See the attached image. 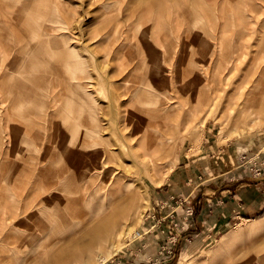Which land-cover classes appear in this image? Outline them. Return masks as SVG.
<instances>
[{
  "label": "rangeland",
  "instance_id": "374dc122",
  "mask_svg": "<svg viewBox=\"0 0 264 264\" xmlns=\"http://www.w3.org/2000/svg\"><path fill=\"white\" fill-rule=\"evenodd\" d=\"M64 15L69 18L72 28L64 27L66 23L61 20ZM263 22L264 0H0V264H264V229H258L260 224L250 220L258 216L240 218L207 239L204 234H196L199 230L185 235L182 232L189 230L190 224L180 229L178 226L186 223L179 219L173 230L166 224L172 218L170 211L179 212L178 208L184 202L176 191L165 192L176 184L174 179L188 161L196 166L195 176H198L197 167H202L204 159L201 156L209 145L220 150L218 154L222 161L225 156H232L230 151L239 150L237 164L231 163L230 169L236 167L243 174L260 178L257 179L259 182L264 178ZM188 39L195 40L189 42ZM70 49L80 54L72 56ZM62 53L66 54L65 59ZM81 60H88L91 68H87L89 81L80 79L78 82L86 86L91 84L85 86V90L94 94L89 102L93 104L92 110L97 107L96 122L104 131L99 135V129L95 139L86 131L87 127L95 128L93 120L85 119L82 123L80 140L63 123L65 118L75 123L71 118L78 112L75 102L73 109L69 108L71 114L67 112L69 101L65 109L58 101L51 100L55 88L53 82L56 78H71L73 68ZM137 63L139 67H135ZM74 75L82 78L83 73ZM140 80H144L143 86L139 84ZM115 95H118L116 99H112ZM71 96V92L68 93L67 100ZM147 107L157 108L159 114V119H151V125L147 118H140L146 114H138L139 118L137 114H131L137 108ZM123 111L129 118V121L124 120L125 126L120 121L122 118L113 122V116ZM128 125L132 128H127ZM58 129L62 133L57 136ZM150 131H155L157 142L160 137H170L168 156L156 150L159 147L156 141L152 148L150 139L143 141ZM105 138L111 142L106 144ZM91 141L98 143L89 148L87 145ZM45 147L50 148L49 152ZM102 148H112L115 156L111 153V162L106 153L103 155ZM94 149L101 155L93 162L94 166L96 164L94 171L86 172L88 155ZM42 150L45 153L43 151L41 155ZM146 152L156 163L152 170L143 168L141 163L140 158ZM58 156L63 159L60 161ZM71 156L78 159L76 176L82 171L92 173L98 181L111 179V193L120 195L121 199H131V193L127 196L126 191L117 192L116 179L109 176L108 169L115 168V178L122 179L126 174V178L135 180L133 211L126 219L130 232L121 238L99 242L90 254L78 258L70 254L78 253L90 242L86 231L90 222L80 220L76 223L75 218L67 217L68 207L58 204L57 195L61 194L65 199L71 197L70 186L64 183L63 187L68 190L62 191L61 179H57L52 171L48 172L58 165L64 164L68 168ZM132 156L139 158V162H132ZM118 157H122L119 162L123 160V166L118 165ZM105 158L109 163L105 162L106 166ZM256 171L261 174H255ZM103 174L106 177H102ZM79 179L83 190L79 207L87 212L84 203L88 201V183L85 178ZM25 203H30L29 208H24ZM57 205L61 210L56 209ZM149 212L156 215L155 220L160 216L168 217L153 235L137 239L133 232L145 225L144 218ZM263 213L264 210L259 216ZM55 214L56 217L59 214V221H55ZM238 223L259 226L246 236L241 234L234 238L233 235L231 240L222 243L223 236ZM115 247L118 252L113 254ZM104 256L107 258L103 262L100 259Z\"/></svg>",
  "mask_w": 264,
  "mask_h": 264
},
{
  "label": "bare ground",
  "instance_id": "6f19581e",
  "mask_svg": "<svg viewBox=\"0 0 264 264\" xmlns=\"http://www.w3.org/2000/svg\"><path fill=\"white\" fill-rule=\"evenodd\" d=\"M63 19H61L62 20V22L63 23H66V26L64 25V27H69L70 26V21L68 20L69 18L67 17V16H63L62 17ZM53 22V21H52ZM181 22H183V21H181ZM54 23H56V21H54ZM53 23V24H54ZM62 23V24H63ZM177 23H178V21H177ZM177 23H176V25H177ZM264 23V22H263ZM57 24V23H56ZM59 24V23H58ZM134 24H136V23H134ZM182 24V23H181ZM180 24V25H181ZM184 24H186V23H184ZM184 24H182V25H184ZM61 25V24H60ZM68 25V26H67ZM132 25H133V23H132ZM174 25V24H173ZM179 25V26H180ZM131 26V25H130ZM71 27V26H70ZM171 27H174V26H171ZM177 27V26H176ZM72 28V27H71ZM71 28H70V30H71ZM187 28V27H186ZM65 29V28H64ZM67 29V28H66ZM178 29V28H177ZM176 29V30H177ZM62 30H63V27H62ZM175 30V29H174ZM187 30V29H186ZM173 31V30H172ZM178 32H180L181 30H177ZM189 32V31H188ZM46 33H48V32H46ZM174 33V32H173ZM172 33V34H173ZM48 35V34H47ZM178 36H180L179 34H177ZM184 36H186V35H184ZM167 37V36H166ZM165 37V38H166ZM174 37V36H173ZM180 38V37H179ZM179 38H178V41H179ZM54 39V38H53ZM52 39V40H53ZM61 39V38H60ZM114 39V36H113V38H112V40ZM167 39H168V37H167ZM171 39V38H170ZM50 40V37H49V39H48V41ZM164 40H166V39H164ZM195 40V39H194ZM193 40V41H194ZM47 41V42H48ZM167 41H169V40H167ZM188 41L190 42L191 40L190 39H188ZM193 41H191V42H193ZM169 43V42H168ZM49 44V43H48ZM167 45H169V44H167ZM173 45V44H172ZM204 45H205V48H207L208 47V44L205 42L204 43ZM150 47H152V46H150ZM173 47V46H172ZM148 48V47H147ZM56 49V48H55ZM118 49V48H117ZM149 49V48H148ZM129 50V49H128ZM69 51V50H68ZM118 51V50H117ZM152 51V50H151ZM154 51H156V50H154ZM127 52V51H126ZM157 52V51H156ZM155 52V53H156ZM64 53V52H63ZM62 53V57L65 59V56H66V54L64 55ZM69 53L72 55V56H74V55H78V53L80 54V52L79 51H77V50H74V49H70V51H69ZM132 53V52H131ZM152 53V52H151ZM130 54V53H129ZM135 53H133V55H134ZM158 54V53H157ZM156 54H154V56H155ZM5 57V56H4ZM117 57V56H116ZM6 58V57H5ZM7 59V58H6ZM6 59H4V60H6ZM135 59V58H134ZM133 59V60H134ZM138 59V58H137ZM7 61H9L8 59H7ZM6 61V62H7ZM88 60H81V61H79V65H77V66H75L74 68H73V75H72V77L71 78H69L68 76V78H56L55 80L56 81H54L53 82V88H54V86H55V88L57 87V86H60V88L59 89H53V94H52V92H51V95L53 96V98H51V100L52 99H54V102L56 103L57 101H58V103H60L62 106H65V109L67 108V104H68V101L70 102V104H69V106H68V109L69 108H72V107H74V105H72V103H74L75 102V104H77V106H78V112H76V114L77 115H75V114H72L73 112L69 109V110H67V112L68 113H71L72 114V119H74V121H75V123L74 122H69V119H67V118H65L64 120H63V123H66V125H67V127H69L70 129H72L74 132H73V135L74 136H76V135H78V137L80 136L79 135V133H80V129H82L81 128V126H83V122H84V120L85 119H89V120H93L95 123V128H93V127H87L86 128V131H87V134H88V136L89 137H91V138H94L95 136H97L98 134H99V129H100V134L99 135H101V132H102V126L100 125H98L97 124V122L96 121H98V115H97V110H96V108H95V110H92L91 108L93 107V104L91 103V102H89V101H91L90 99L92 98L91 96H93L94 94H90V92L88 93L85 89H86V87L88 86V85H91V84H88L87 86L85 85V84H82V83H80V82H78V80H80V79H84V80H88L89 81V78H87V77H89L87 74H88V72H89V70L87 69V68H89L88 67V62H87ZM5 62V63H6ZM10 62H11V60H10ZM10 62H9V64H10ZM24 63V62H23ZM139 63V62H138ZM138 63H137V65H135V67L136 66H138ZM94 64V63H93ZM96 64V63H95ZM134 64H136V63H134ZM18 65V64H17ZM16 65V66H17ZM4 66V65H3ZM6 66V65H5ZM12 66H13V63H12ZM97 66V65H96ZM134 66V65H133ZM189 66V65H188ZM187 66V67H188ZM18 67V66H17ZM139 67V66H138ZM10 68V67H9ZM14 68V67H13ZM13 68H12V70H13ZM21 68V67H20ZM19 68V69H20ZM91 68V67H90ZM89 68V69H90ZM138 69V68H137ZM185 69V68H184ZM187 69V68H186ZM192 69H194V68H191V70ZM92 70V69H91ZM132 70V69H131ZM189 70V69H188ZM146 71V70H145ZM77 72H81V73H83V76H82V78H78V77H76L74 74L75 73H77ZM132 72H134V69L132 70ZM137 71H135V73H136ZM184 72V71H183ZM191 72V71H190ZM192 74H193V71L191 72ZM196 72H194V74H195ZM19 74V73H18ZM90 75V74H89ZM148 75V74H147ZM189 75H191V74H188V76ZM196 75V74H195ZM149 76H151V75H149ZM12 79V78H11ZM10 79V80H11ZM91 79V78H90ZM126 78H124V80H125ZM26 80V79H25ZM108 80L110 81V79L108 78ZM128 81H129V78H128ZM135 81V80H134ZM142 81H144V80H140V83L139 84H141L142 83ZM106 82V81H105ZM125 82V81H124ZM4 83V82H3ZM8 83V82H7ZM11 83V81H9V84ZM91 83H92V81H91ZM103 83V82H102ZM134 83H136V82H134ZM138 83V82H137ZM48 84V83H47ZM93 84V83H92ZM110 84H112V83H110ZM143 84H144V82H143ZM136 85H138V84H136ZM135 85V86H136ZM142 85V84H141ZM8 86V85H7ZM50 87L52 86V84L51 85H49ZM48 86V87H49ZM86 86V87H85ZM108 86H110V85H108ZM108 86H107V88H108ZM143 86V85H142ZM1 87V86H0ZM3 87H5V84H4V86ZM104 87V86H103ZM111 87H113L112 85H111ZM116 87V86H115ZM120 87V86H119ZM105 88H106V86H105ZM130 88V87H129ZM144 88H146V87H144ZM149 88V87H148ZM5 89V88H4ZM9 89V88H8ZM44 89H46V88H44ZM90 89V88H89ZM114 89V88H113ZM0 90H1V88H0ZM6 90V89H5ZM92 90V89H91ZM105 90V89H104ZM116 90H117V88H116ZM47 91V90H46ZM8 92V91H7ZM70 92H71V94H72V96H71V98L70 99H68L67 100V98H66V96H67V94L69 93L70 94ZM92 92V91H91ZM113 92V91H112ZM111 92V93H112ZM115 92V91H114ZM155 92V91H154ZM153 92V94H155ZM104 93H106V92H104ZM103 94V93H102ZM113 94H115V93H113ZM129 94V93H128ZM107 95H109V94H107ZM127 95V94H126ZM125 95V96H126ZM144 95V94H143ZM199 95V94H198ZM51 96V97H52ZM118 95H115V96H113L112 97V99H116V97H117ZM130 96V95H129ZM142 96V95H141ZM200 96V95H199ZM94 97V96H93ZM105 97H106V95H105ZM5 98H7V97H5ZM109 98V97H108ZM120 98V96L117 98V100ZM153 98H155V97H153ZM94 99V98H93ZM125 99H127V98H125ZM201 99V98H200ZM29 100V99H28ZM50 100V101H51ZM111 100V99H110ZM109 100V101H110ZM116 100V101H117ZM147 100V99H146ZM152 100H154V99H152ZM199 100V99H198ZM7 101V100H6ZM119 102H120V100H118ZM22 102V101H21ZM53 102V103H54ZM111 102H112V100H111ZM130 102V101H129ZM128 102V103H129ZM136 103L138 102L137 101V98H136V101H135ZM26 103V102H25ZM54 103V104H55ZM66 103V104H65ZM115 103V102H114ZM118 103V102H117ZM135 103V104H136ZM148 103H151V102H149L148 101ZM7 104V103H6ZM54 104H52V105H54ZM112 104H113V102H112ZM129 104H132V102L131 103H129ZM20 104H18V106H19ZM22 105V104H21ZM24 105V104H23ZM51 105V106H52ZM109 105V104H108ZM107 105V106H108ZM124 105V104H123ZM125 105H126V103H125ZM151 105V104H150ZM16 106V105H15ZM14 106V107H15ZM110 106H111V104H110ZM119 105H117V107H118ZM122 106V105H121ZM130 106V105H129ZM132 106H133V104H132ZM131 106V107H132ZM14 107H12V108H14ZM130 107V108H131ZM136 107H138L137 105L135 106V108ZM16 108V107H15ZM49 108H50V106H49ZM48 108V109H49ZM55 108V107H54ZM113 108H115V105H114V107ZM31 109V108H30ZM51 109V108H50ZM53 109V108H52ZM73 109V108H72ZM110 109V107H108V110ZM160 109V108H159ZM15 110V109H14ZM21 110V109H20ZM54 110V109H53ZM116 110V109H115ZM120 110V109H119ZM126 110V109H125ZM30 111V110H29ZM118 111V109L116 110V112ZM12 112H13V110H12ZM17 112V111H16ZM100 112H103V111H100ZM100 112H98L100 115H101V113ZM109 113H110V111H108ZM121 112V111H120ZM107 113V112H106ZM113 113H114V111H113ZM28 114V113H27ZM47 114H48V112H47ZM117 113H115L114 115H116ZM131 114H134V115H136L137 117H138V114L139 115H147L146 117H144V116H141L140 118L142 119V118H147L148 120V124L149 125H151L152 123H151V119L153 118V119H159V118H157V116L159 115L158 114V112H157V108H155V107H152V108H150V107H147V108H144V109H136V110H133L132 112H131ZM85 115H87V116H85ZM99 115V116H100ZM105 116L106 114H103L102 113V116ZM107 115H108V113H107ZM106 115V116H107ZM11 116V115H10ZM49 116V115H48ZM112 116V115H111ZM87 117V118H86ZM114 117V119H113V122H115V121H117V122H119V120L123 123V125L125 124V122L126 121H129V118H128V116H127V113L126 112H122V114H119V115H116V116H113ZM52 118V117H51ZM101 119H103L102 117H100ZM107 118V117H106ZM128 118V119H127ZM139 118V117H138ZM14 120V119H13ZM110 120V119H109ZM111 120H112V118H111ZM124 120H125V122H124ZM15 121V120H14ZM56 122H57V120H55ZM106 121V120H105ZM108 121V120H107ZM9 122H10V119H9ZM16 123H17V121H15ZM47 122H49V121H47ZM51 122V121H50ZM13 123V122H12ZM54 123V122H53ZM58 123V122H57ZM105 123V122H104ZM107 123H109V122H107ZM132 123V122H131ZM46 124V123H45ZM101 124H103V123H101ZM111 124V123H110ZM119 124V123H118ZM50 125V124H49ZM56 125H58V124H56ZM108 125V124H107ZM113 125H115V124H113ZM122 125V126H123ZM131 125V124H130ZM130 125H128V127L127 128H129V126ZM116 126H117V123H116ZM125 126V125H124ZM165 126V125H164ZM52 127V126H51ZM51 127L49 126V128L51 129ZM57 127H59V126H57ZM85 127V126H84ZM101 127V128H100ZM109 127V126H108ZM107 127V128H108ZM115 127V126H114ZM166 127V126H165ZM46 128V127H45ZM48 128V127H47ZM132 128V127H131ZM131 128H129V129H131ZM168 129H169V127H167ZM44 129V128H43ZM102 129V130H101ZM109 129V128H108ZM124 129V128H123ZM104 130H106V129H104ZM109 130H111V129H109ZM117 130V129H116ZM50 131V130H49ZM56 131H57V128H56ZM126 131V130H125ZM143 131V130H142ZM44 132H47V131H45L44 130ZM58 132H59V129H58ZM104 132V131H103ZM102 132V133H103ZM117 132V131H116ZM127 132V131H126ZM139 132V131H138ZM155 132V131H154ZM153 131H150L148 134H147V136H146V138H145V140H143V141H145L146 142V140H148V139H150V141H149V145L151 146L157 139H156V135H155V133H154ZM174 132V131H173ZM172 132V133H173ZM49 133V132H48ZM50 133H51V131H50ZM61 133H62V130H61ZM60 132L59 133H57V136H58V134H61ZM122 133V132H121ZM129 133H131V131L129 132ZM143 133V132H142ZM156 133H160V132H156ZM168 133V132H167ZM45 134V133H44ZM104 134V133H103ZM122 134H124V133H122ZM126 134V133H125ZM136 134H138V133H136ZM141 134V133H140ZM140 134L138 135V136H140ZM171 134V133H170ZM130 135V134H129ZM135 135V134H134ZM161 136L163 135V133H161L160 134ZM55 136H56V132H55ZM103 136V135H102ZM123 136V135H122ZM121 136V137H122ZM72 137V136H71ZM100 137V136H99ZM109 137V136H108ZM111 137V136H110ZM133 137V136H132ZM135 137V136H134ZM133 137V138H134ZM137 137V136H136ZM158 137H160V136H158ZM157 137V138H158ZM43 138V137H42ZM47 138V137H46ZM45 138V139H46ZM82 138V137H81ZM86 138H87V136H86ZM101 138V137H100ZM103 138V137H102ZM117 138V137H116ZM143 138V137H142ZM44 139V140H45ZM49 139H50V137H49ZM83 139V138H82ZM95 139V138H94ZM104 139V138H103ZM106 139V138H105ZM109 139H111V138H108V140ZM130 139V138H129ZM144 139V138H143ZM43 140V139H42ZM43 140V142H45ZM47 140V139H46ZM59 140H62V139H59ZM78 140H80V137H79V139ZM89 140V139H88ZM125 140V139H124ZM134 140V139H133ZM159 140L160 141H156L157 142V147H158V145H159V147L156 149V150H159V151H161L160 153H163V155H165V157L166 156H168V147H170V137L169 136H164V137H160L159 138ZM11 141V140H10ZM49 141V140H48ZM84 141V140H83ZM105 141V143H106V141H107V139L106 140H104ZM135 141V140H134ZM61 142V141H60ZM86 142V141H85ZM108 142H111V140L110 141H107V143L106 144H108ZM114 142V143H113ZM138 142V141H137ZM155 142V143H156ZM46 144H49V143H47V141L45 142ZM53 143V142H52ZM98 142L97 141H91V143L90 144H88L87 146H89V148H90V146H95L96 144H97ZM112 143L113 144H115V141H113L112 140ZM121 143V142H120ZM130 143V142H129ZM12 144V143H11ZM42 144V143H41ZM77 144H78V142H77ZM81 144V143H80ZM104 143H102V146L104 147V146H106V144H104ZM113 144H111L110 143V145H112L111 147L112 148H114L113 147ZM123 144L124 145H126V141H124L123 142ZM137 144V143H136ZM172 144V143H171ZM8 145H9V143H8ZM109 145V146H110ZM156 145V144H155ZM11 146V145H10ZM9 146V147H10ZM43 146V145H42ZM49 146V145H48ZM54 146H55V144H54ZM86 146V147H87ZM101 146V147H102ZM108 146V147H109ZM119 146V145H118ZM128 146V145H127ZM56 147V146H55ZM59 147H60V145H59ZM63 147V146H62ZM73 147V146H72ZM76 147V146H75ZM100 147V148H101ZM107 147V148H108ZM11 148V147H10ZM40 148V147H39ZM46 148V147H45ZM45 148H41V149H45ZM50 148H51V146H50ZM49 148V149H50ZM105 149V148H102V150L101 151H103L102 153H103V155L105 154V155H107L108 156V159L110 160V155H111V153L113 154V151H112V148L111 149ZM128 148V147H127ZM131 148V147H130ZM130 148H128V149H130ZM140 148V147H139ZM151 148H152V146H151ZM8 149V148H7ZM40 149V150H41ZM49 149L47 150V148L45 149V150H47V152H49ZM51 149H53V147L51 148ZM99 149V148H98ZM136 149V148H135ZM149 149V148H148ZM16 150V149H15ZM54 150V149H53ZM56 150V149H55ZM62 150V149H61ZM72 150H73V148H72ZM138 150V149H137ZM170 150V149H169ZM43 151L44 150H42V152L40 153L41 155H42V153H43ZM58 151V150H57ZM83 151V150H82ZM94 152H92L91 154H89L88 155V164H87V168H86V172H88V171H94L93 169L95 168V166H96V164H95V166H94V164H93V162L96 160V158H98L101 154H100V152H98V150H96L95 151V149L93 150ZM112 151V152H111ZM145 151H147L146 149H145ZM144 151V152H145ZM171 151V150H170ZM52 152V151H51ZM78 152V151H77ZM80 152V151H79ZM86 152V151H85ZM141 152V151H140ZM147 152H149V151H147ZM147 152L145 153V155H143L141 158H140V160H141V163H142V165H143V168H145V169H147V170H152V169H154L155 167H156V163H155V161H154V158H153V156L152 155H150V153H151V151H150V153H149V155L147 154ZM155 152V151H154ZM157 152V151H156ZM9 153V152H8ZM44 153H45V151H44ZM56 153V152H55ZM54 153V154H55ZM73 153V152H72ZM115 153V152H114ZM130 153H131V155H134V154H132V152L130 151ZM135 153H136V151H135ZM159 153V152H158ZM157 153V154H158ZM159 153V154H160ZM116 154V153H115ZM118 154V153H117ZM156 154V155H157ZM44 155V154H43ZM46 155H47V153H46ZM45 155V156H46ZM114 155V154H113ZM119 155H121V152L119 153ZM136 155V154H135ZM170 155V154H169ZM16 156H18L17 154H16ZM15 156V157H16ZM81 156H82V153H81ZM107 156H105V157H107ZM115 156V155H114ZM113 156V157H114ZM155 156V155H154ZM10 157V156H9ZM20 158H22L21 156H19ZM44 157V156H43ZM47 157L49 158V154L47 155ZM59 157V156H58ZM86 157V156H85ZM104 157V156H103ZM17 158V157H16ZM38 158H40V155H39V157ZM46 157H44V159H45ZM116 158V157H115ZM115 158H114V160H115ZM119 158H122V157H118V162H119ZM9 159V158H8ZM14 159V158H13ZM22 159H25V158H22ZM51 159V158H50ZM52 159H54V157L52 158ZM51 159V160H52ZM58 159V158H57ZM57 159H56V161H57ZM59 159H60V161H61V159H63V158H60L59 157ZM83 159H84V157H83ZM101 159V158H100ZM103 159V158H102ZM137 159H139V158H135V157H133L132 156V159H131V161L132 162H139ZM38 160V159H37ZM49 160V159H48ZM71 161L69 162L70 163V165H68V168L67 167H65V165L63 164L62 166H60V167H55V169L54 168H50L49 170H48V172H50V171H52L53 172V174H54V176L57 178V179H61V181H60V185L62 186L61 187V190L62 191H66V190H68V188L67 189H65L64 187H63V184L64 183H68L69 184V191L73 194L71 197H68L67 199H65L64 198V196L63 195H61V194H58L57 195V201H58V204L60 203V205H61V203H62V205H64L65 207H68V218H75V221H76V223H78L80 220H82V222H86V223H88V222H90V225L88 226V229L86 230L87 231V233H88V235H89V239H90V242H87L86 243V245H85V247L84 248H82L78 253H71L70 254V256H72L73 258H78L79 256H83L84 254H90V250L94 247V245H96L97 243H99V242H102V241H104V240H108V239H111L112 237H122V236H124V234H127L128 232H130V227L128 226V223H127V221H126V219H128L129 218V215L132 213V211H133V204H132V198H133V192L135 191L134 190V182H135V180L134 179H128V178H126L127 177V175L125 176L124 174L122 175L123 177H122V179H120L119 177H116L115 178V168H109L108 170H109V172H107L108 174H110L109 176L111 177V178H114V179H116V189H117V192L118 191H126V195L127 196H129V193H131L130 194V196H131V199H129V197H126V198H122L121 199V196L120 195H115V194H113V193H111V190L113 189L112 188V186L110 187V180L109 181H107V178L105 179H99V181H98V179L95 177V176H92V173L91 174H86V172L85 173H79V175L78 176H76V167L77 166H75L76 164H77V162H78V159H77V157H74L73 156V158H72V156H71V159H70ZM106 160V161H105ZM112 160V159H111ZM111 160H110V162H111ZM156 160V159H155ZM41 161V160H40ZM44 161H46V160H44ZM44 161L43 162H41V164L43 163L44 164ZM85 161V160H84ZM83 161V162H84ZM102 161V160H101ZM116 161V160H115ZM55 162V161H54ZM64 162V161H63ZM76 162V163H75ZM86 162V163H87ZM104 164H105V162L107 163V159L105 158L104 159ZM117 162V163H118ZM56 163H58V162H56ZM80 163V162H79ZM99 163V162H98ZM55 164V163H54ZM59 164H60V162H59ZM83 164V163H82ZM100 164V163H99ZM107 164H109V163H107ZM123 160H121L120 159V162H119V166H123ZM61 165V164H60ZM13 166V165H12ZM11 166V167H12ZM15 166V165H14ZM13 166V167H14ZM48 166V165H47ZM56 166V165H55ZM105 166H106V164H105ZM84 167V166H83ZM80 168V167H79ZM104 168V167H103ZM15 169V168H14ZM80 169H82V167L80 168ZM105 169V168H104ZM117 169V168H116ZM126 168H124V171H126L127 172V170H125ZM83 170V169H82ZM101 170V169H100ZM107 170V169H106ZM107 170V171H108ZM102 171V170H101ZM101 171H100V173H101ZM122 171H123V167H122ZM100 173H98V174H100ZM105 174H106V172H104ZM11 174V173H10ZM127 174H128V172H127ZM14 176V175H13ZM99 176V175H98ZM97 176V177H98ZM79 177H81V178H85L86 180H87V186H86V189H87V192H88V201L86 202V203H84L85 205H86V207H87V212H83L80 208L81 207H79V203H80V199H82L81 197H80V195H82V193H83V190H81L82 188L80 187L81 185L79 184ZM102 177H106V176H104V174H103V176ZM11 178V181H12V177H10ZM15 178V177H14ZM100 178V177H99ZM77 179H78V185H77ZM97 180V181H96ZM10 181V186H11V182ZM83 181V180H82ZM113 181V180H112ZM85 183H86V181H85ZM13 184V183H12ZM18 185V184H17ZM76 185H77V188H76ZM84 185V184H83ZM118 185V186H117ZM26 187V186H25ZM84 187V186H83ZM13 189H15V186L14 187H12ZM17 188V187H16ZM10 190H12V189H10ZM131 190V191H130ZM15 191V190H14ZM82 191V192H81ZM10 192H12V191H10ZM24 192H26V190L24 191ZM15 194H16V192H14ZM20 193L21 192H19L18 194L20 195ZM28 193V192H27ZM79 193H81V194H79ZM54 194V193H53ZM28 195V194H27ZM26 194H25V196H27ZM11 196V195H10ZM17 196V195H16ZM23 196H24V193H23ZM55 196V195H54ZM19 196H17V198H18ZM28 198V197H27ZM16 199V198H15ZM21 199H22V194H21ZM21 199H20V201H21ZM90 199H91V201H90ZM44 200V199H43ZM56 200V199H55ZM16 201H17V199H16ZM15 201V203L17 204V202ZM45 201V200H44ZM92 201H96V203L95 204H93V202ZM22 202V201H21ZM20 202V203H21ZM15 203H12L11 205H15ZM19 204V203H18ZM26 204V203H25ZM31 204H32V202H31ZM20 205V204H19ZM29 205H30V203H28V204H26V206H24V208H29ZM17 206V205H16ZM16 206H14V207H16ZM58 206V205H57ZM13 207V206H12ZM61 207V206H60ZM18 208H20L19 206H18ZM30 208H32V207H30ZM62 208V207H61ZM14 209V208H13ZM56 209H60L59 208V206H58V208H56ZM83 209V208H82ZM16 209H14V211H15ZM61 210V209H60ZM18 211V210H17ZM20 211H21V209H20ZM56 212V211H55ZM58 212V211H57ZM15 213H17L16 211H15ZM59 213V212H58ZM19 214V213H18ZM17 214V215H18ZM65 214V213H64ZM16 215V214H15ZM56 215L57 214H55V221H59V214H58V216L56 217ZM63 215V214H62ZM14 216V215H13ZM81 218V219H80ZM64 219V218H63ZM62 220V219H61ZM250 220H252L253 221V223H255L254 222V220L256 221V222H258L259 224H260V226H259V224L257 225H249V224H240V223H238V224H236L235 226H234V229L230 232V233H228V234H226V235H224L223 236V238H222V243H226V242H228L229 240H231L232 239V236L234 235V238H238L241 234L242 235H244V236H246L248 233H251V231L252 230H254V228H256V226H259L260 228H258V229H264V213L261 215V216H258V217H256V218H252V219H250ZM258 220V221H257ZM251 221V222H252ZM60 222H62V221H60ZM117 246V245H116ZM118 250V247H115V249L112 251V253L114 254V253H116V251ZM118 252V251H117ZM110 257V256H109ZM107 258V256H104L103 258H101L100 260L101 261H103L104 262V260Z\"/></svg>",
  "mask_w": 264,
  "mask_h": 264
},
{
  "label": "crops",
  "instance_id": "0c3cea01",
  "mask_svg": "<svg viewBox=\"0 0 264 264\" xmlns=\"http://www.w3.org/2000/svg\"><path fill=\"white\" fill-rule=\"evenodd\" d=\"M212 147L209 145L204 148V155L201 156L204 163L202 167H197V177L196 166L188 161L181 166V172L174 179L176 184H172L165 191L174 190L185 201L178 208L179 212L173 211L170 216L172 218L166 224L173 230V225L179 219L185 223L190 220V229L182 233L186 235L193 230H199L196 234H204V239L216 235L240 218L259 216L264 210V178L259 182L257 179L260 178L243 174L236 167L230 169L231 163L235 166L237 164L239 150L230 151L232 156H225L222 161L218 154L220 150ZM189 208L193 213L185 219L186 210ZM161 211L162 209L159 210ZM163 233L166 235V232Z\"/></svg>",
  "mask_w": 264,
  "mask_h": 264
},
{
  "label": "built area",
  "instance_id": "2783aa9c",
  "mask_svg": "<svg viewBox=\"0 0 264 264\" xmlns=\"http://www.w3.org/2000/svg\"><path fill=\"white\" fill-rule=\"evenodd\" d=\"M257 169H259V167H257ZM255 174H261V172H258L256 171ZM182 202L185 203L184 200H182ZM174 210H171L169 214H172ZM193 211L189 208L186 210V213H185V219H188L190 217V215H192ZM171 216V215H170ZM168 217V216H160V218L156 219V215L154 213H147L146 217L144 218L145 220V225L141 228H138L136 229L134 232H133V236L137 239H141V238H144V237H148V236H151L153 235V233L156 231V229H159V227L162 225V222L165 221V218ZM151 222V223H150ZM178 224V223H176ZM175 224V225H176ZM158 226L157 228H155V226ZM189 225V222L186 223V225H181V226H178L180 227V229H183V227H187Z\"/></svg>",
  "mask_w": 264,
  "mask_h": 264
}]
</instances>
